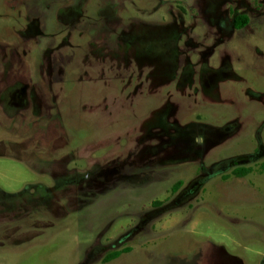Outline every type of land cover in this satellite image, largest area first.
<instances>
[{"label": "rangeland", "instance_id": "obj_1", "mask_svg": "<svg viewBox=\"0 0 264 264\" xmlns=\"http://www.w3.org/2000/svg\"><path fill=\"white\" fill-rule=\"evenodd\" d=\"M262 163L264 0H0V264H264Z\"/></svg>", "mask_w": 264, "mask_h": 264}, {"label": "trees", "instance_id": "obj_2", "mask_svg": "<svg viewBox=\"0 0 264 264\" xmlns=\"http://www.w3.org/2000/svg\"><path fill=\"white\" fill-rule=\"evenodd\" d=\"M248 22V17L246 15H237L233 18V27L236 30H240L241 28H243V26ZM262 170L264 171V163H262ZM251 172L250 168H244V167H240V168H236L233 169L231 174L235 177H243L245 175H247L248 173ZM180 185V182H177L173 185L172 190L175 191L177 189V187ZM128 249H123L120 251H113L110 252L109 254H107L102 261L104 263L106 262H110L113 259L118 258L122 253L127 252Z\"/></svg>", "mask_w": 264, "mask_h": 264}, {"label": "flooded vegetation", "instance_id": "obj_3", "mask_svg": "<svg viewBox=\"0 0 264 264\" xmlns=\"http://www.w3.org/2000/svg\"><path fill=\"white\" fill-rule=\"evenodd\" d=\"M236 16H237V15H236ZM246 16H247V15H246ZM247 17H248V16H247ZM248 21H249V17H248ZM247 23H248V22H247ZM247 23H246V24H247ZM232 24H233V21H232ZM233 28H234V27H233ZM234 29H235V28H234ZM235 30H236V29H235ZM237 178H238V177H237Z\"/></svg>", "mask_w": 264, "mask_h": 264}]
</instances>
